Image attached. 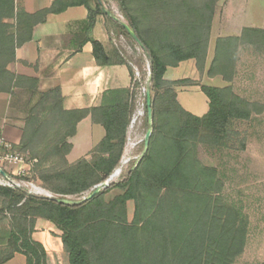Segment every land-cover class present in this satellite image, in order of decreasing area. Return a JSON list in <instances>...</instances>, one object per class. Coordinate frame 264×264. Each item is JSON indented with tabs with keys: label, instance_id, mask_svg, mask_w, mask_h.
I'll use <instances>...</instances> for the list:
<instances>
[{
	"label": "trees",
	"instance_id": "16d2710c",
	"mask_svg": "<svg viewBox=\"0 0 264 264\" xmlns=\"http://www.w3.org/2000/svg\"><path fill=\"white\" fill-rule=\"evenodd\" d=\"M116 1L149 61L153 117L149 148L125 178L110 182L81 205H62L53 199L28 196L22 190L0 188L9 200V209L19 205L11 211L7 243L0 245V264L15 253L25 256L26 264H47L42 245L31 238L36 219L49 221L61 233L68 264H233L244 248L247 220L224 203L217 172L197 160L196 143L204 131L221 128L229 120L249 119L255 105L234 95L230 86L198 85L208 100V110L195 116L182 108L174 90L192 82L164 79L167 68L188 60L195 61L197 71L203 73L214 8L220 0ZM18 2L0 0V93L10 95L20 86L31 93L37 90L36 80L16 77L8 69L15 62L16 49L31 41L36 25L71 7L87 10L89 29L97 16L104 15V0H54L48 9L35 14H27ZM115 25L130 37L121 25ZM86 41L92 45L97 65H110L102 45ZM244 46L264 51V28H243L239 36L218 38L207 77H220L230 84L238 51ZM119 63L128 67L132 85L130 65L122 57ZM62 103L59 88L40 93L23 121L15 149L28 154L37 166L41 159L37 162L34 153L29 155L37 145L34 140L46 123L57 128L59 137L48 152L66 167L40 171L38 180L54 195L80 196L118 168L133 111V93L130 88L107 90L98 106L81 110H64ZM46 106L50 107L48 117L42 123ZM86 118L101 126L104 136L91 150L94 161L81 158L68 166L65 159L72 148L68 140ZM114 189L121 193L105 201L104 196ZM130 201L135 206L133 220L128 223L126 204Z\"/></svg>",
	"mask_w": 264,
	"mask_h": 264
},
{
	"label": "rangeland",
	"instance_id": "374dc122",
	"mask_svg": "<svg viewBox=\"0 0 264 264\" xmlns=\"http://www.w3.org/2000/svg\"><path fill=\"white\" fill-rule=\"evenodd\" d=\"M103 7L110 13V16L116 18V24H127L116 0H104ZM225 21L230 24L225 23ZM115 23H112L115 38V43L112 42V44H116V49L121 52V57L127 61L133 72V81L130 87L133 93V111L121 156L122 159L126 154L128 163L123 167L121 175L113 180L119 181L125 178L146 154L143 155L144 138L149 128L153 132V117L151 116V126H149L145 106V91L150 86L149 61L135 42L130 37L123 35ZM239 27L264 28V0H220L216 4L211 27V32L213 30L214 32L213 34L210 32L213 39L225 34H233ZM235 72V77L230 84L224 82L220 77L214 78L212 81L206 80V77H201L200 80H198L199 78L187 79L193 84H182L175 87L174 90L176 97H178L183 93L187 94L188 89L202 84L219 88L230 86L234 95L255 105L256 111L251 114L249 119L229 120L221 128H216L211 132H202L196 143V158L203 166L216 170L217 177L222 184L224 203L239 212L247 220L244 248L233 264H264V51H258L248 46L241 47L237 55ZM191 100L193 103L191 110L194 113L197 108H200V111H203L205 107L208 108V104L207 106L204 105V95L200 98L194 96ZM183 105L187 107V105ZM183 105L181 106L185 109ZM45 108V113L40 117L42 123L47 119V112L50 107L46 106ZM3 129L0 126L2 133ZM59 133L57 128H50L48 123L41 127V132L34 140V144L37 145L29 155L34 153V156H37V162L39 159L42 162L36 166L37 163L32 161L33 169L23 178L27 187L23 188L22 191L28 196H34L30 195V184L45 192L43 195L34 197L47 198L51 196L52 198H67L70 201L78 202L91 191L80 196L61 197L49 192L38 180L40 171L54 172L66 167L59 157L52 156L48 152L59 137ZM97 139L98 133L91 132L89 121L82 124L75 140L76 152L70 157V161L73 163H69L65 159L67 165H74L78 161L75 159L79 157L80 153L95 143ZM7 141L10 142L8 139ZM10 143L14 145V148H17L20 141L17 146L12 142ZM129 144L132 147L127 151ZM92 154L90 151L83 159L89 162L94 161L95 155ZM25 155L28 157V154ZM120 165L121 163H119ZM0 188L6 187L0 185ZM120 193L121 191L117 189L111 190L104 196V199L110 201ZM8 205L9 200L0 193V245L2 247L7 243V235L10 230L9 223L13 214L11 211L19 207L17 205L9 209ZM134 206L133 201L126 204L128 223L133 220ZM58 234L60 238L61 233L59 231ZM62 264H66L65 257Z\"/></svg>",
	"mask_w": 264,
	"mask_h": 264
},
{
	"label": "crops",
	"instance_id": "0c3cea01",
	"mask_svg": "<svg viewBox=\"0 0 264 264\" xmlns=\"http://www.w3.org/2000/svg\"><path fill=\"white\" fill-rule=\"evenodd\" d=\"M53 1L20 0L18 3L27 14H35L48 9ZM90 6L94 8L93 3H90ZM87 18L88 12L84 7H71L63 13L48 15L44 22L33 28L31 41L16 49L15 62L9 65V71L24 80H36L37 90L31 93L25 86H20L13 89L12 95L0 93V126L4 128V136L15 145L20 141L23 121L30 108L38 101L40 93L59 88L63 97V108L70 111L98 106L102 94L107 90L131 87L128 67L119 63L122 54L116 49V44H112L115 43L112 31V23H115V20L104 12V15L96 17L94 26L89 29ZM242 29L239 27L233 34H225L215 39L212 35L214 30L211 32L203 73L197 71L195 61L188 60L175 68H167L164 79L178 81L199 78L200 80L201 77H206V80L212 81L214 78L207 77L206 70L213 57L214 41L218 38L239 36ZM87 39L102 45L110 65L103 67L97 65L92 54V45L86 41ZM187 92L178 95V102L187 105L190 109L183 106L189 113L199 117L204 115L208 110L207 107L203 111L197 108L195 113L191 110L192 97H203L199 87L190 88ZM207 104L208 100L205 97L204 105ZM88 121L91 132L98 133V139L85 148L75 161L85 157L104 136L101 126L93 124L90 118L78 123L75 136L68 141L72 145L66 157L69 163H73L70 157L77 149L75 140L78 129ZM58 235V230L52 223L36 219L31 238L42 245L47 264H62L64 257L68 264L67 255ZM4 264H26V258L22 254L15 253Z\"/></svg>",
	"mask_w": 264,
	"mask_h": 264
},
{
	"label": "built area",
	"instance_id": "2783aa9c",
	"mask_svg": "<svg viewBox=\"0 0 264 264\" xmlns=\"http://www.w3.org/2000/svg\"><path fill=\"white\" fill-rule=\"evenodd\" d=\"M32 163L25 154L18 152L14 145L7 141L0 130V170L6 174V177L0 175V185L14 190L26 188L27 184L24 183L23 178L32 169ZM29 186L30 195L39 196L45 193L33 185L29 184Z\"/></svg>",
	"mask_w": 264,
	"mask_h": 264
},
{
	"label": "water",
	"instance_id": "95a60500",
	"mask_svg": "<svg viewBox=\"0 0 264 264\" xmlns=\"http://www.w3.org/2000/svg\"><path fill=\"white\" fill-rule=\"evenodd\" d=\"M103 11L110 15V13H108L105 9H103ZM114 20H116V18L112 17ZM122 27L126 30V32L128 33V35L130 36V38L135 42V44L141 49L144 50L141 42L139 41V39L137 38V36L132 32V30L128 27L127 24L121 23ZM145 106H146V116L148 119V124L149 126H151V116H152V110H151V98H150V91L149 89H147L145 91ZM152 134V130L151 128H149V130L147 131L145 138H144V152L143 155L146 153L148 146H149V140ZM142 155V157H143ZM121 162V161H120ZM119 174V171L117 172H113L104 182L96 185L93 187V189L91 190V192L89 194H87L86 196H84L80 201L78 202H73L68 200L67 198H49V199H53L56 203L58 204H62V205H81L86 203L87 201L91 200L94 196H96L99 192H101L102 190L108 188L110 182H112L115 178V176ZM0 175L2 177H6V174L0 170Z\"/></svg>",
	"mask_w": 264,
	"mask_h": 264
},
{
	"label": "bare ground",
	"instance_id": "6f19581e",
	"mask_svg": "<svg viewBox=\"0 0 264 264\" xmlns=\"http://www.w3.org/2000/svg\"><path fill=\"white\" fill-rule=\"evenodd\" d=\"M132 147V145H130L129 144V146L127 147V151H128V149H130ZM121 165L117 168V169H115V172H117V171H119V174H117L116 176H115V178H117V177H119L120 175H121V173H122V171H123V167L128 163V159H127V157H126V154H125V156L121 159ZM114 178V179H115Z\"/></svg>",
	"mask_w": 264,
	"mask_h": 264
}]
</instances>
